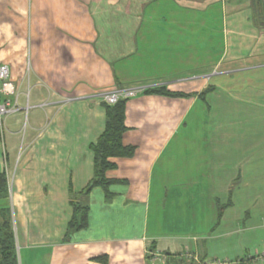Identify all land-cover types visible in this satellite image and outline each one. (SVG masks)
Here are the masks:
<instances>
[{
	"label": "crops",
	"instance_id": "1",
	"mask_svg": "<svg viewBox=\"0 0 264 264\" xmlns=\"http://www.w3.org/2000/svg\"><path fill=\"white\" fill-rule=\"evenodd\" d=\"M254 63L264 0H0V65L30 105L0 125L19 263L264 264V101L248 76L223 85ZM146 83L170 94L127 100L135 152L111 158L109 196L89 189L108 120L91 95Z\"/></svg>",
	"mask_w": 264,
	"mask_h": 264
},
{
	"label": "trees",
	"instance_id": "2",
	"mask_svg": "<svg viewBox=\"0 0 264 264\" xmlns=\"http://www.w3.org/2000/svg\"><path fill=\"white\" fill-rule=\"evenodd\" d=\"M160 92L170 94L164 87H158L145 93ZM127 100H121L116 105H106L108 120L103 135L93 147L95 152V177L89 189L93 186H102L108 196V187L113 182L106 178V171L115 166L111 162L113 157H130L134 154V147L123 145V135L127 130L125 124ZM88 189V190H89ZM9 195V183L6 173L0 165V201ZM75 216L69 224L70 229L79 230L88 224V208L74 204ZM103 264H108L107 257L98 258ZM0 264H20L17 252L14 226L11 209L8 205H0Z\"/></svg>",
	"mask_w": 264,
	"mask_h": 264
},
{
	"label": "built area",
	"instance_id": "3",
	"mask_svg": "<svg viewBox=\"0 0 264 264\" xmlns=\"http://www.w3.org/2000/svg\"><path fill=\"white\" fill-rule=\"evenodd\" d=\"M162 87L160 83H146L137 84L133 86H117L107 89L95 91L91 97L100 101L103 104L113 106L121 100H128L135 96L145 93L148 90ZM77 97L66 96L63 102H72ZM30 105L25 107L20 106L18 103V88L11 78V71L7 64L0 65V125L5 118L14 115L18 112H24L26 117ZM10 188V185H9ZM159 264H164L167 260L166 256L157 255ZM214 264H239V261H216Z\"/></svg>",
	"mask_w": 264,
	"mask_h": 264
},
{
	"label": "rangeland",
	"instance_id": "4",
	"mask_svg": "<svg viewBox=\"0 0 264 264\" xmlns=\"http://www.w3.org/2000/svg\"><path fill=\"white\" fill-rule=\"evenodd\" d=\"M249 66L250 67H246L244 70H256V69L258 71L264 70V67H262L263 69L259 68V66H262V64H260V63L250 64ZM238 69H240V68H235L233 70L236 71ZM217 71L218 72H222L221 69H217ZM232 72L234 73V71H232ZM260 72L254 71V72H251L249 75H247V73L236 72L238 74L234 73V75H233L234 77L232 78V82H230V80L229 81L227 80V82L224 83L223 85L224 86L225 85H231L232 87L245 86L244 82H247V76H248V78H250V82H248V83H254L252 85L256 84L259 87V90L258 89L255 90V91L252 90L254 92L253 93L252 92L249 93L250 97H254V98H251V99H253L252 101H258L259 99L255 100L257 97L261 98L259 101H264V90H263L264 89V71H260ZM231 75H232V73H231ZM249 88H251V87H249ZM260 90H261V92H260ZM234 94H235V92H234ZM234 96L237 97V98H242V97L244 98V97H247L248 94L240 95L237 92V94H235ZM262 124H264V123L260 121L259 125H262ZM227 262H230V261L227 260Z\"/></svg>",
	"mask_w": 264,
	"mask_h": 264
}]
</instances>
